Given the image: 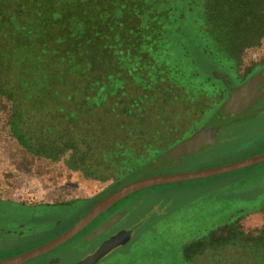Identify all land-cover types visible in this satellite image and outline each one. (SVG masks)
<instances>
[{"label":"rangeland","instance_id":"1","mask_svg":"<svg viewBox=\"0 0 264 264\" xmlns=\"http://www.w3.org/2000/svg\"><path fill=\"white\" fill-rule=\"evenodd\" d=\"M6 1V16L22 9L24 17L25 1ZM97 1L68 0L71 26L79 41L87 42L84 63L89 65L88 90L74 95H104L100 108L86 118L91 126L103 125L104 147L112 139L118 145L114 161L93 176L69 165L71 152L53 161L26 151L10 133L11 102L0 93V260L63 233L129 181L218 167L264 153L263 101L246 112L221 113L230 97L229 82L241 86L264 69V34L230 58L208 32L201 0H125L130 7L125 16L108 13L104 0ZM122 2L117 0V9ZM114 17L115 29L124 26L109 49L97 38L110 32ZM154 22L163 28H151ZM143 34L153 41L138 46ZM128 50L135 59L142 58L134 60ZM112 53L118 61H112ZM116 73L119 78L113 77ZM97 79L101 87L119 90L100 89ZM212 124L222 126L218 135L199 132ZM260 205L264 161L136 192L79 235L25 264H75L110 233L132 228L130 239L96 264H185L183 246L210 231L226 232L232 217L240 216L238 226L247 234L262 228ZM212 257L209 250L195 261L205 264Z\"/></svg>","mask_w":264,"mask_h":264},{"label":"trees","instance_id":"2","mask_svg":"<svg viewBox=\"0 0 264 264\" xmlns=\"http://www.w3.org/2000/svg\"><path fill=\"white\" fill-rule=\"evenodd\" d=\"M0 1V93L11 102V135L26 151L53 161L71 152L68 163L72 168H84L88 174L100 175L102 167L114 161L112 158L118 145L112 139L104 147L107 138L103 125L91 126L90 119L86 118L87 114L93 116L91 112L100 108L104 95L93 98L74 95L88 90L85 76L89 65L84 63L86 51L83 50L87 42H80L79 33L71 26L70 2L38 0L31 4L22 0L26 4L24 17H21L22 9L6 16L3 10H7L8 1ZM201 1L208 32L228 57L234 58L242 48L257 43L264 34V0ZM116 3L117 0H104V5L110 9H107L108 13L125 16L130 7H126L123 0L121 8L117 9ZM111 23L110 32L97 38L109 49L117 42L116 32L124 26L120 24L119 29H115L118 24L115 17ZM156 25L163 28L156 22L151 28ZM140 39L138 46L150 43L147 39L153 41L146 34ZM127 52L134 60L142 58L135 59L132 50ZM114 53L111 56L115 59L113 62L119 59ZM98 59L100 57L96 61ZM118 74L112 75L119 78ZM96 84L103 90L118 89L101 87L99 79ZM258 209L264 214V205ZM232 218L225 227L226 232H217L224 229L210 231L186 243L181 261L197 264L195 257L211 250L213 257L205 264H264V224L256 232L247 234L238 226L240 216Z\"/></svg>","mask_w":264,"mask_h":264},{"label":"water","instance_id":"3","mask_svg":"<svg viewBox=\"0 0 264 264\" xmlns=\"http://www.w3.org/2000/svg\"><path fill=\"white\" fill-rule=\"evenodd\" d=\"M263 81L264 70L250 78L240 87L234 89L229 99L223 106L221 113L224 115H235L241 113L244 110L250 109L264 94V87H260V84ZM217 128L218 127H211L199 132L214 136L213 131ZM189 139L185 140L184 142L188 141ZM263 161L264 153L218 167H211L184 173L150 175L134 179L100 199L63 233L27 251L2 259L0 260V264H25L54 250L55 248L61 246L62 244L73 238L75 235H77L79 232H81L101 214L105 213L117 203L136 192L160 185L213 177L237 171L242 168L261 163ZM133 231L134 228L117 232L116 234L106 239L100 245V247L96 249V251L87 255L85 258L75 264H96L112 250L125 244L132 236Z\"/></svg>","mask_w":264,"mask_h":264},{"label":"flooded vegetation","instance_id":"4","mask_svg":"<svg viewBox=\"0 0 264 264\" xmlns=\"http://www.w3.org/2000/svg\"><path fill=\"white\" fill-rule=\"evenodd\" d=\"M264 70V69H263ZM262 71V70H261ZM260 71V72H261ZM255 76V75H254ZM238 86H240V85H233L232 83H230L229 82V90H230V95L232 94V92H233V90L234 89H236ZM260 87H264V81L260 84ZM261 101H263V105H264V94L259 98V100L254 104V105H256V104H258L259 102H261ZM254 105L250 108V109H252L253 107H254ZM250 109H248V110H244V111H242V112H246V111H249ZM241 112V113H242ZM211 127H218L217 129H215L214 131H213V134L214 133H217L220 129H221V125L220 124H212V125H210V126H208L206 129H208V128H211ZM219 133V132H218ZM218 133L217 134H215V135H218ZM114 207V206H113ZM110 210V209H109ZM102 215V214H101ZM100 215V216H101ZM99 216V217H100ZM97 219V218H96ZM93 223V222H92ZM91 223V224H92ZM91 224H89L87 227H85L81 232H79L77 235H79L80 233H82L83 231H85ZM133 229V228H132ZM129 230V229H128ZM118 231H115V232H113V233H110L105 239H107V238H109L110 236H112V235H114V234H116ZM134 232V231H133ZM76 236V235H75ZM104 239V240H105ZM101 244V243H100Z\"/></svg>","mask_w":264,"mask_h":264}]
</instances>
